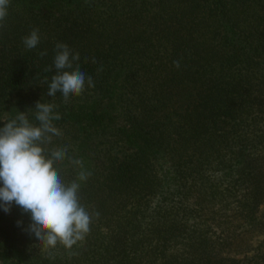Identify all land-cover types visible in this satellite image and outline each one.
I'll list each match as a JSON object with an SVG mask.
<instances>
[{"label":"trees","instance_id":"obj_1","mask_svg":"<svg viewBox=\"0 0 264 264\" xmlns=\"http://www.w3.org/2000/svg\"><path fill=\"white\" fill-rule=\"evenodd\" d=\"M8 13L0 127L57 105L47 147L92 173L80 197L99 217L49 250L27 213L0 209V264H264V238L237 247L264 234V0H11ZM57 42L95 84L67 103L47 95ZM55 166L65 182L80 171Z\"/></svg>","mask_w":264,"mask_h":264},{"label":"clouds","instance_id":"obj_2","mask_svg":"<svg viewBox=\"0 0 264 264\" xmlns=\"http://www.w3.org/2000/svg\"><path fill=\"white\" fill-rule=\"evenodd\" d=\"M10 3L11 0H0V28L4 27ZM22 43L27 50L36 48L40 43L39 29L33 28L22 37ZM54 53L52 67L56 72L47 85L48 96L59 92L67 103L71 96H80L86 86H95L92 77L76 63L79 53L63 42L55 44ZM38 55L44 57L47 52ZM173 66L178 69L180 60L173 61ZM52 67L44 71H51ZM97 71H102V66ZM56 107L37 101L34 115L38 123H31L24 111H18L0 127V209L7 213L14 204L30 216L27 230L36 246L39 242L50 250L59 244L70 250L90 233L93 217L98 218L99 212H90L81 203V184L92 173L84 169L81 160L68 157L67 146L47 147L53 136L62 135L53 123L61 118ZM66 159L80 168L76 179L70 182L64 181L55 166Z\"/></svg>","mask_w":264,"mask_h":264},{"label":"rangeland","instance_id":"obj_3","mask_svg":"<svg viewBox=\"0 0 264 264\" xmlns=\"http://www.w3.org/2000/svg\"><path fill=\"white\" fill-rule=\"evenodd\" d=\"M260 214L264 213V203L261 204L260 208H259V212ZM264 238V234H252V235H246L244 236L243 241L240 242V245H238L237 247H242V248H248L249 246H253L255 245L260 239ZM246 246V247H244Z\"/></svg>","mask_w":264,"mask_h":264}]
</instances>
